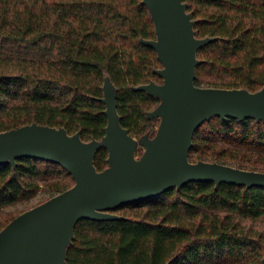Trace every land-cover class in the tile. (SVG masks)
I'll use <instances>...</instances> for the list:
<instances>
[{
	"label": "trees",
	"instance_id": "obj_1",
	"mask_svg": "<svg viewBox=\"0 0 264 264\" xmlns=\"http://www.w3.org/2000/svg\"><path fill=\"white\" fill-rule=\"evenodd\" d=\"M185 2L197 37L216 38L198 53L196 84L264 87V0ZM156 38L143 0H0V131L37 122L101 140L109 78L122 125L137 139L154 137L160 118L147 112L161 100L134 86L164 81L156 49L142 42ZM108 156L97 151L99 171ZM189 157L264 172V121L214 116L195 132ZM17 161L0 164V231L32 207L4 208L44 191L39 205L75 184L59 163ZM111 211L124 218L77 223L65 264H263L264 231L246 221L264 224V187L190 182Z\"/></svg>",
	"mask_w": 264,
	"mask_h": 264
},
{
	"label": "water",
	"instance_id": "obj_2",
	"mask_svg": "<svg viewBox=\"0 0 264 264\" xmlns=\"http://www.w3.org/2000/svg\"><path fill=\"white\" fill-rule=\"evenodd\" d=\"M143 2L157 38L142 42L156 49L163 64L156 72L164 81L134 89L161 100L147 112L149 118H160L156 135L137 139L122 125L117 87L109 78L101 98L108 117L101 140L84 141L80 132L37 122L0 131V164L16 168L20 158L43 159L61 164L75 179L71 188L19 214L0 231V264H65L81 219H123L111 210L190 182L264 187L263 171L189 157L195 132L214 116L264 121V87L250 91L197 85L198 53L216 38L197 37L185 0ZM102 146L108 149L109 166L99 171L95 157ZM140 146L145 151L139 157Z\"/></svg>",
	"mask_w": 264,
	"mask_h": 264
},
{
	"label": "rangeland",
	"instance_id": "obj_3",
	"mask_svg": "<svg viewBox=\"0 0 264 264\" xmlns=\"http://www.w3.org/2000/svg\"><path fill=\"white\" fill-rule=\"evenodd\" d=\"M140 148L142 149L141 152L143 151V153H144L145 148L142 147V146H140ZM137 156L140 157V155H137ZM47 198H48V195L43 191L37 197H35L34 199H32L29 202H24V203H20V204L14 205V206H10V207L4 208L2 213L9 212V213H12V215H15L18 212H21V211L26 210V209H28L30 207H33L34 205H37L42 200H45ZM246 223L248 225H253L256 228L261 229L262 231H264V224L260 220H258V221H246Z\"/></svg>",
	"mask_w": 264,
	"mask_h": 264
}]
</instances>
